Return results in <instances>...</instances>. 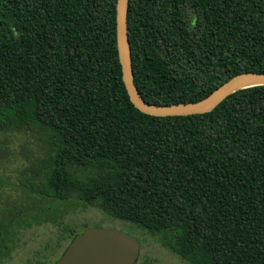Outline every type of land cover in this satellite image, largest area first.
Listing matches in <instances>:
<instances>
[{
    "label": "trees",
    "instance_id": "trees-1",
    "mask_svg": "<svg viewBox=\"0 0 264 264\" xmlns=\"http://www.w3.org/2000/svg\"><path fill=\"white\" fill-rule=\"evenodd\" d=\"M117 2L0 0V136L35 148L18 177L0 176V263L25 231L84 206L188 264H264V86L206 114L142 113L123 80ZM128 28L150 104L264 73V0H129Z\"/></svg>",
    "mask_w": 264,
    "mask_h": 264
},
{
    "label": "water",
    "instance_id": "water-1",
    "mask_svg": "<svg viewBox=\"0 0 264 264\" xmlns=\"http://www.w3.org/2000/svg\"><path fill=\"white\" fill-rule=\"evenodd\" d=\"M129 0L117 2V43L123 80L134 106L144 114L175 117L206 114L215 110L232 94L264 86V73L246 72L231 78L208 97L191 103L157 105L145 101L135 84L128 28ZM139 240L118 229L88 228L76 235L55 264H137Z\"/></svg>",
    "mask_w": 264,
    "mask_h": 264
},
{
    "label": "rangeland",
    "instance_id": "rangeland-1",
    "mask_svg": "<svg viewBox=\"0 0 264 264\" xmlns=\"http://www.w3.org/2000/svg\"><path fill=\"white\" fill-rule=\"evenodd\" d=\"M33 143L34 140H30L27 136H0V154L2 148H7V151H3L7 157L5 156L4 166H0V176H11L14 179L18 177L20 171L29 164L25 156H29V153L35 151ZM70 209H72V205ZM60 223L62 226L61 224L55 226L49 223L25 231L20 236V241L11 256L0 264H39L40 262L51 263L58 258L60 259L62 252L72 241L69 234H65L67 237L62 241L64 234H61V229L66 225L75 229L77 234L83 233L88 228H114L136 237L141 245L140 258L137 264H188L164 247L159 239L143 233L129 223L110 218L95 208L79 206L75 210L73 209L70 214L63 216ZM58 241H61V246L56 251V255H52L51 252Z\"/></svg>",
    "mask_w": 264,
    "mask_h": 264
}]
</instances>
